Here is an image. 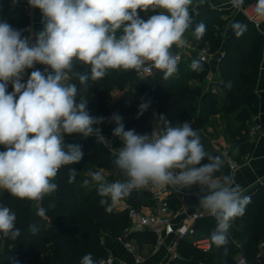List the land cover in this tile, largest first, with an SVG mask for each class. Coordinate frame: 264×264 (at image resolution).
<instances>
[{
	"label": "clouds",
	"instance_id": "1",
	"mask_svg": "<svg viewBox=\"0 0 264 264\" xmlns=\"http://www.w3.org/2000/svg\"><path fill=\"white\" fill-rule=\"evenodd\" d=\"M245 0H230L239 9ZM30 7L40 9L44 28L32 35L22 36L6 20L0 22V189L20 200L42 201L57 190L52 182L59 169L79 163L83 152L76 144L65 145V135L95 136L97 142L109 143L98 125L107 118L89 114L88 99L74 83H65L74 61L90 65L88 73L78 74L82 91L88 81L103 79L109 70H140L146 62L164 71L167 79L177 71L178 55L173 45L183 47V34L189 28L192 0H28ZM253 11L264 18V0H256ZM154 14L147 20L138 10ZM161 9L162 11H156ZM231 28L239 36L247 25L234 22ZM122 29L118 36L117 32ZM206 26L195 28L197 38ZM35 64L47 65L42 73L33 70L26 82H21L25 70ZM201 70L198 60L191 64ZM47 73V74H45ZM11 82L13 90L8 92ZM230 86V84H229ZM144 101V98H141ZM150 101L140 103L137 118L149 108ZM112 131L122 147L114 149V164L123 180L109 182L104 170H89L83 187L94 186L99 203L111 211L112 206L130 196L134 190L148 186H172L189 189L200 186L199 207L215 218L216 226L210 240L217 249L229 243L232 222L245 213L251 197L231 175H216L223 167L219 156L208 153L201 136L189 121L172 125L163 115L153 131L138 134L125 130L122 117L113 114ZM207 159V164H201ZM199 165V167H197ZM178 170V171H177ZM77 171L69 169V180ZM37 215L46 218V210L38 208ZM17 215L6 205H0V234L15 240L21 235L16 227ZM36 224L29 225L33 236L39 232ZM80 264H104L92 253L83 256Z\"/></svg>",
	"mask_w": 264,
	"mask_h": 264
},
{
	"label": "trees",
	"instance_id": "2",
	"mask_svg": "<svg viewBox=\"0 0 264 264\" xmlns=\"http://www.w3.org/2000/svg\"><path fill=\"white\" fill-rule=\"evenodd\" d=\"M197 1L192 0L189 9ZM27 2L0 0V22L6 20L14 29L23 30L22 36L28 35L25 27L30 22L24 10ZM138 13L145 20L154 14L151 8L147 12L138 10ZM200 23L206 26V30L202 37L197 38L195 28ZM226 24L227 20L218 10L211 9L197 14L191 18L187 29L192 31L189 40L192 44H208L212 52L217 51L223 42ZM121 33L122 29L117 35ZM263 40L255 25L248 21L247 30L239 36L235 35L225 49L220 64L223 78L219 85L220 91L206 95L202 94L199 86L190 84L193 79L204 80L205 64L199 61L202 69L198 73L199 70L191 68L193 61L188 62L186 59L178 64L177 71L167 79L162 70L144 77L138 75L139 70H109L103 79L96 82L89 80L86 93L82 91L78 74L90 75L91 66L74 61L65 83L76 84L77 100L81 95L87 96L90 115L107 118L105 123L98 125L101 129L108 121L110 101L117 114L124 119L125 130L134 129L138 134H150L161 115L172 125L189 121L200 134L201 127L212 116L223 114L227 120L230 140L245 158L255 142L249 135L248 127L257 105L255 87ZM28 77L25 75L21 82H26ZM7 88L8 92L13 90L10 84ZM115 90L118 94L114 97ZM142 97L144 101H150V106L137 118L139 105L144 102ZM71 141V144L81 147L83 156L79 163L59 169L52 181L58 185L59 194L46 195L41 201V207L46 210V218L39 217L33 211L34 201L20 200L4 189L0 192V205H6L16 213V227L21 230V235L15 240L0 234V264H80L83 256L88 253H92L94 260L100 261L109 256L102 238L109 235L117 240L130 225L126 211L116 209L114 205L110 212L106 211V206L99 203L101 197L97 195L95 187L82 186L81 176L90 169L109 170L116 174L118 180L124 179L114 164V153L103 142H97V139ZM3 148L0 145V149ZM205 150L215 155L212 150ZM241 155L235 158L239 162L242 160ZM207 163V159L201 161V164ZM70 168L77 171L72 182L69 180ZM216 175H231L229 166L223 164L221 172ZM169 201L175 211L180 209L176 193L173 192ZM232 223L229 243L226 245L227 254H224V248L217 249L214 244L210 251H201L188 240L180 241L178 251L191 264H236L235 256L238 252L250 264H264V260L258 259L259 246L264 243V188L251 197L244 215ZM31 224H36L40 229L35 236L29 231ZM195 226L198 236L210 238L216 221L213 217H205L199 219ZM131 238L137 240L138 249H142L145 244L156 243V235L149 231L134 233Z\"/></svg>",
	"mask_w": 264,
	"mask_h": 264
},
{
	"label": "crops",
	"instance_id": "3",
	"mask_svg": "<svg viewBox=\"0 0 264 264\" xmlns=\"http://www.w3.org/2000/svg\"><path fill=\"white\" fill-rule=\"evenodd\" d=\"M256 0H245L244 5L239 8H233L230 0H198L194 3L189 9V13L191 18L197 14H200L207 10H218L222 13V17L227 20V24L225 26L223 32V42L220 48L217 51H211L210 46L208 44L200 45V44H192L189 40L192 35L191 30L185 31L183 34V39L185 40V44L183 47H177L173 45L172 51L175 50H189L190 47L195 46V48L205 47L211 53H214L213 58L210 63L202 62L206 66V74L204 80L193 79L190 81V84L194 86H199L201 88L202 94L206 95L209 92L220 91L219 83L223 82V78L220 73V54L225 52L227 45L230 43L232 38L236 35L235 31L231 28V25L234 22H241L245 25L248 24V19L245 16L243 10L245 7L250 4L255 3ZM26 5H29L27 2ZM25 6V5H24ZM157 11H162L161 9H157ZM44 28L43 24V15L40 9L35 8V16L32 22V32L28 33L27 36L32 35L33 41L35 40V33L42 31ZM258 31L262 34L264 38V18H262L261 24L256 27ZM196 50L194 51V53ZM260 60L257 67L258 78L255 87V95H256V110L251 123H257L262 125L263 130L259 133L255 138L253 148L249 154V158L247 160L244 159L243 154L235 149L233 142L230 140V137L227 133V120L223 114H218L212 116L207 123H205L200 129L201 142L206 149L212 150L215 153V156H219L223 164L228 165V160L231 158H237V156L241 155V164L240 166L231 172V176L235 180L237 184H239L243 190L244 194L250 197L256 196V194L264 188V40L263 47L260 50ZM196 57V54H194ZM197 58L186 59L188 62H192ZM222 60V59H221ZM48 68L47 65L35 64V70L39 69L42 73L45 72V69ZM178 69V65H177ZM48 71L49 68H48ZM200 70L198 71V73ZM47 74V73H45ZM68 75V74H67ZM69 79V76H68ZM68 79L66 81H68ZM8 84L12 85L11 82ZM118 94V91L115 90L113 92V96L115 97ZM111 105L112 102L110 101ZM113 107V105H112ZM158 122V120L156 121ZM206 126V127H204ZM115 127L106 126L104 129H101V134L105 138V140L110 144L112 149H118L122 147V142L112 135V131ZM203 128V129H202ZM204 131L211 132L205 133ZM211 137V138H210ZM68 138V135H65L64 140ZM210 138V139H206ZM104 143V142H103ZM105 144V143H104ZM109 148V147H108ZM110 149V148H109ZM115 151V150H114ZM108 170H104V173H107ZM112 172V171H111ZM115 175V181L118 180ZM172 191L178 195L180 201V209H183L186 213H191L199 210H204L199 207V199L198 194L200 192L199 185H193L189 189H177L170 186ZM3 189H0V192ZM59 191L51 193L50 195H58ZM121 200H125L128 202L136 204L139 210L144 213H149L152 210V198L150 197L146 188H142L139 190H134L130 196L125 197ZM120 200V201H121ZM117 205V203L115 204ZM258 205V204H257ZM41 207V201H34L32 203V209L34 212H37L38 208ZM117 209V208H116ZM171 210H174L172 208ZM183 215L175 219V222H181ZM233 225V223H232ZM103 243L106 246L109 255L113 256L116 260L123 261L126 264H191L192 262L187 261L184 256L178 251V245L181 240H177L175 235L166 236L163 240V244H161L158 248L155 249V244H145L142 249H138L137 253L129 251L124 247V245L118 240L113 239L109 235H105L103 238ZM134 243H137V240H134ZM242 255L241 252H238L235 256L236 259ZM136 256H141L143 261L141 263H136ZM259 260H264V256H259Z\"/></svg>",
	"mask_w": 264,
	"mask_h": 264
},
{
	"label": "built area",
	"instance_id": "4",
	"mask_svg": "<svg viewBox=\"0 0 264 264\" xmlns=\"http://www.w3.org/2000/svg\"><path fill=\"white\" fill-rule=\"evenodd\" d=\"M254 4L255 3L245 7L243 12L247 19L251 23H253L255 27H258L262 22V18H259L254 14L252 7L254 6ZM24 10L26 15L30 19V22L25 27V30L28 33H31L32 22L35 16V8L30 7V5H25ZM195 50L196 52L194 53ZM173 53L177 54L179 57L178 64L184 59L190 60L193 58H197L202 62L210 63L214 55V53H211L208 48H195V46L190 47L189 50H175L173 51ZM194 54H196V57L194 56ZM223 54L224 53L220 54V61L223 57ZM33 70H35V65L32 69L25 70L22 78L25 75H30ZM49 70L51 71L50 68ZM156 71H159V69H155L154 67H152L151 62H146V64L139 70V74L142 76H148L154 74ZM113 114H117L114 107H112V109L110 110L106 126H113L114 122L111 121V117L113 116ZM248 128L249 135L252 139L255 138L263 130L262 125L257 123H251ZM248 158L249 154L246 155L244 159L247 160ZM240 164L241 163L237 159L231 158L228 160V166L231 172L237 169ZM197 167H199V165H197ZM146 189L153 201L152 210L149 213H144L143 211L134 207L131 202L125 200H121L117 203V205H114L115 208L121 209L128 213L130 225L125 229L123 235L117 239L124 245L126 249L137 253V244L134 243V239L131 238L132 234L149 231L156 235L155 249L163 244V240L166 236L175 235L177 240H188L195 248L201 251L206 252L211 250L212 242L210 238L198 236L195 225L199 219L212 216L208 215L205 210L199 209L191 213H186L183 209H179L177 211L171 210L172 208L170 206L169 198L172 196L173 191L170 186L154 187L150 185ZM182 215L183 218L181 219V222L176 223L175 219ZM258 255L264 256L263 242L259 246ZM135 261L136 263H141L143 259L141 256H136ZM103 262L104 264H126L123 261L116 260L111 255L103 259ZM236 264L250 263L248 259L242 254L236 259Z\"/></svg>",
	"mask_w": 264,
	"mask_h": 264
},
{
	"label": "rangeland",
	"instance_id": "5",
	"mask_svg": "<svg viewBox=\"0 0 264 264\" xmlns=\"http://www.w3.org/2000/svg\"><path fill=\"white\" fill-rule=\"evenodd\" d=\"M185 62H187V61H185ZM138 75L140 76V77H144V76H142V75H140L139 73H138ZM220 83H222V82H220ZM219 83V84H220ZM108 105H109V112H110V110L112 109V105H111V103L109 102L108 103ZM124 121V119L122 118V122ZM159 121V120H158ZM124 123V122H123ZM157 123V122H156ZM156 123H155V125H156ZM116 125H115V123L113 124V127H115ZM105 127H106V125H105ZM104 127V128H105ZM204 127H206V126H204ZM103 128V129H104ZM203 129V128H202ZM205 133H211V132H207V131H204ZM211 138V137H210ZM210 138H206V139H210ZM73 139H81V140H83V139H86V140H90V139H95V137L94 136H89V137H87V138H85V137H83L81 134H73V135H68V138L66 139V140H64V142H65V145H68V144H71L72 143V141L71 140H73ZM106 145V144H105ZM110 145V144H109ZM107 146V145H106ZM108 147V146H107ZM109 149V148H108ZM5 149L3 148V149H0V151H4ZM109 151L111 152V153H114V149H112V150H110L109 149ZM90 170H92V171H98V169H96V170H94V169H90ZM89 170H87V171H85L83 174H82V176H81V178H82V180H84L85 178H88V177H86V173L88 172ZM104 175H105V177H106V179L109 181V182H114L115 181V175L113 174V172H111V171H107V173H104ZM104 238V237H103ZM103 238H102V240H103Z\"/></svg>",
	"mask_w": 264,
	"mask_h": 264
}]
</instances>
